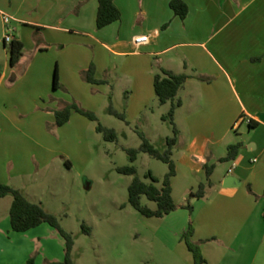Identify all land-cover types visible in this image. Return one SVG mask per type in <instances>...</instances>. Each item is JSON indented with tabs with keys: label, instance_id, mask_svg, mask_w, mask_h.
Returning <instances> with one entry per match:
<instances>
[{
	"label": "crops",
	"instance_id": "crops-1",
	"mask_svg": "<svg viewBox=\"0 0 264 264\" xmlns=\"http://www.w3.org/2000/svg\"><path fill=\"white\" fill-rule=\"evenodd\" d=\"M169 1L114 0L120 19L97 29V0H0L13 39L23 44L11 67L0 19V183L42 206L29 183L41 167L58 162V149L44 143L51 141L46 126L53 125L58 105L86 96L95 101L97 93L101 102V94L117 87L127 117L148 121L158 106L170 108L157 101L154 75L160 69L183 73L188 78L173 117L178 135L171 179L179 207L167 216L180 214L182 232L192 221L195 240H212L203 250L207 264H264V0H183L184 19ZM139 35H150V42L137 47ZM53 44L59 57L48 55ZM91 65L94 78L105 83L84 80ZM236 143V158L220 161ZM204 165L214 166L211 186L190 201V213L183 205L206 182ZM58 242L47 224L17 233L9 215L0 220V264H24L36 250L44 259L35 264L61 261L63 239Z\"/></svg>",
	"mask_w": 264,
	"mask_h": 264
},
{
	"label": "rangeland",
	"instance_id": "rangeland-1",
	"mask_svg": "<svg viewBox=\"0 0 264 264\" xmlns=\"http://www.w3.org/2000/svg\"><path fill=\"white\" fill-rule=\"evenodd\" d=\"M2 35L0 27V51H3ZM51 48L49 57L56 56L57 52L59 57L60 47L53 44ZM79 98L69 103L94 114L97 121L72 112L73 119L63 128H57L54 123L46 126L51 141L44 143L58 149V162L41 167L29 183L32 198L40 200L41 207L56 216L60 226L71 233L74 264H193L192 255L182 240L189 220L182 232L180 214L163 218H146L139 214L128 202L127 188L133 177L116 170L133 165L136 177L149 183L146 174L150 172L158 179L156 186L160 187L166 165L142 152H138L131 163L126 150L139 149L141 133L154 148L163 152L167 138L173 136V126L169 120L162 119L168 111L158 106L151 120L143 116L131 120L125 113L124 94L117 87L105 98L101 94V102L99 93L95 101L89 96ZM109 106L121 114L123 120L110 115ZM97 124L114 130L116 141H106L103 134L97 132ZM11 202V196L0 199V220L8 217ZM141 203L153 207L145 197L141 198ZM58 241H62L59 234ZM191 241L199 246L206 261L204 246L212 240H195L192 234ZM31 256L44 259L38 250Z\"/></svg>",
	"mask_w": 264,
	"mask_h": 264
},
{
	"label": "trees",
	"instance_id": "trees-1",
	"mask_svg": "<svg viewBox=\"0 0 264 264\" xmlns=\"http://www.w3.org/2000/svg\"><path fill=\"white\" fill-rule=\"evenodd\" d=\"M97 12H96V28H104L120 19V11L114 4V0H97ZM169 7L173 14L180 19H184L188 13V7L183 0H170ZM5 45V44H4ZM8 53V61L11 67H14L19 58L22 55L23 44L13 39L11 43L5 45ZM83 78L86 82L91 84H103L105 81L96 80L94 78V67L91 65L86 71L83 72ZM188 76L186 74H175L165 69H160L153 78V89L157 101L160 105L169 103L170 108L166 115L162 116L163 120H169L173 126V136L167 138V148L160 152L153 147L152 144L141 134V145L138 150L128 149L126 152L129 155V160L133 163L136 159V154L142 152L148 156L161 161L167 167V171L163 176L160 187H157L158 179L152 176L150 172L146 176L150 179L149 183H145L135 176L136 169L133 165L118 167L116 170L119 174L125 176H132L127 192L129 204L142 216L146 218H163L175 211L179 206L175 204L171 195V179L176 173L175 164L172 160V149L176 143L178 130L174 124V113L176 108L181 105V101L177 98L178 92L182 89ZM200 80H205L203 77H198ZM59 87L57 79V71H54L53 88ZM72 112H76L88 120L96 122L97 119L94 114L87 112L74 103H64L61 108L55 110L54 125L61 127L68 122ZM110 115L116 116L123 120V116L117 113L111 106L108 108ZM97 132L103 134L106 141L115 142L117 135L114 130L107 129L100 124L96 126ZM241 148V143H236L227 147L226 156L220 161L234 160ZM213 165H204V172L206 176V182L201 183L198 189L194 193H190L183 208H186L190 213L192 212V206L190 201L193 198H202L204 196L205 189L211 186L209 181L210 174L213 170ZM6 196L12 197V202L9 208V222L13 232L24 233L30 229L36 228L41 224H47L53 228L63 239V258L61 261L48 262L47 264H74L72 259L73 238L71 233L65 231L59 224L56 216L46 212L40 204L32 203L17 189L11 186L0 183V198ZM145 197L149 202L154 204L151 208L147 205H142L141 198ZM182 207V206H181ZM264 221V212H263ZM193 234V228L189 221L188 227L182 233V240L191 253L193 258V264H206L205 259L202 257L200 248L197 244L191 241ZM35 259L33 256L29 257L24 264H34Z\"/></svg>",
	"mask_w": 264,
	"mask_h": 264
},
{
	"label": "built area",
	"instance_id": "built-area-1",
	"mask_svg": "<svg viewBox=\"0 0 264 264\" xmlns=\"http://www.w3.org/2000/svg\"><path fill=\"white\" fill-rule=\"evenodd\" d=\"M0 19L4 25V35H3V43L5 45L11 43V41L13 40L12 37V33H13V29L10 25L11 22V17L3 12H0ZM150 42V35H139L137 37L133 38V43L139 47L142 45H146ZM256 159H253V162H255ZM234 163L231 164V166L228 168L227 173L231 174L234 170Z\"/></svg>",
	"mask_w": 264,
	"mask_h": 264
}]
</instances>
